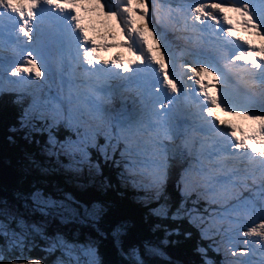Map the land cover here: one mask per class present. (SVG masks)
<instances>
[{
  "label": "rangeland",
  "instance_id": "obj_1",
  "mask_svg": "<svg viewBox=\"0 0 264 264\" xmlns=\"http://www.w3.org/2000/svg\"><path fill=\"white\" fill-rule=\"evenodd\" d=\"M11 1L20 2L23 8H28L32 4L35 5L36 8L33 11L37 13V22L41 23V21L47 19L43 10H40L46 5V0ZM62 1L64 2L65 0ZM80 1L89 8V16L86 17L87 25L89 27L103 28L106 30V34L113 38L114 43L110 45L111 49H123L128 47L129 44H134V50L139 54V61H137V64H131L126 68L121 66V71L133 70L134 66L143 68L141 73H143L144 77L136 78L140 74L139 72L133 75V78H136L133 86L139 87L143 84L144 90H148L149 87L145 86L150 82L153 95L159 96V98H153L154 96L151 95L145 104L146 106L152 105L155 112L157 109L165 112L166 109L161 107L164 100L170 98V91L173 92L172 101L180 99V90L182 88L186 89L187 93L192 94V91H189V79L196 72V67L200 62L198 58L203 57V54L206 55V53L198 54L199 52H195L193 49L188 50L190 47L186 45L185 40L181 36V32L186 28L184 25L186 22L180 16L182 14H189L190 17L194 16L192 13L196 12V3L200 0ZM255 9V17H253L254 13L243 15L245 18L251 19H248L245 24V30L247 33L250 31L253 35H256L255 32L257 27H259L260 18L264 17V5L258 2ZM0 11L3 13V8H0ZM2 13H0V16H2ZM73 13L63 10L62 15L64 19H67ZM15 16L16 14L12 15L11 19L6 18V22L11 21V23L17 24L18 21ZM194 21L195 23L197 21L199 25L202 22L198 17L191 20L193 23ZM232 25L233 23H229L224 27L230 32L229 28ZM235 25L240 27L244 23L235 22ZM39 30L44 34L33 33L30 35L14 31V29L8 32L2 31L3 35L0 36L6 41L2 43L4 49L2 48V55H0V85L7 90L21 89L23 92H29L33 98L40 93L47 98L52 92V96L49 99H34L32 107L39 114L50 116L52 119L75 120L77 124L82 126L84 137L87 144L90 145L96 144V135L101 133L106 142L109 143L106 147L100 149L101 153L106 154L109 149L114 152L119 148L120 153L126 158L125 162L135 165V167L132 166L130 168L132 172L136 171L135 176L145 177L149 171L154 170L159 174L164 172L171 163L174 144L172 138H176V131H174L175 135L171 133V136L167 137V139L158 143L154 142L155 146L151 147V142L148 138L139 136L143 135L139 129L140 121L137 119L138 116L136 115L135 118H132L134 116L131 104L133 99L126 97L128 95H126V92L121 91L120 88L110 89L107 94H104L96 84L91 89L97 91V95L102 92V96H89L87 90L81 88L78 83L74 81L66 82L67 76L65 78L58 77L60 72L58 68L59 55H66V52L69 55L72 52L71 50L69 51L70 46L68 47L61 38L56 40V44L51 42V38L54 35L58 36L62 33V26L57 21L47 20L46 23L39 25ZM138 31L144 33L149 43L155 48L156 53L169 62L171 72L162 74L163 79L153 77L151 80L150 72H148L151 69L146 67L147 65L144 62V58L147 57L146 49H144V46L140 47ZM170 31L177 33V40L181 41L183 48L186 49L184 52H177L174 46L170 47L167 45L164 34ZM260 33L264 36V33ZM257 36L261 37L259 34ZM19 38H23L24 42L22 44L18 41ZM13 44L17 46L16 49L13 48ZM143 45L146 46V43H143ZM78 46L76 49L79 50V58L82 61V65L92 69V66L95 65L96 57L90 51L91 44L79 43ZM237 46L243 48V41L240 40ZM9 48L13 49V52L9 51ZM243 50L248 49L243 48ZM225 57L229 62L230 58L235 60V62L240 60L248 61L250 58L247 52L235 53L229 55V57L225 55ZM120 58L119 54V59L115 60L113 65H120ZM203 63H206V59H203ZM212 67L214 68L212 72L216 73L218 71L216 69L217 65L215 64ZM145 77H147V82H145ZM32 78L36 79L34 85L30 82ZM215 78L220 81L219 75L216 74ZM172 81L178 85L177 88H174ZM229 89L241 99L238 100L239 97L235 98L234 96L228 98L232 110H238L235 113L239 118V121L233 120L234 122L228 130L229 133H232L234 124L245 128L244 130H246L247 134L252 133L250 131L251 127L245 123L250 118L248 117L247 119L240 116L243 109L239 106L246 107L245 110L258 111L259 113L255 112L251 117L255 120L258 119L257 125H261L264 128V109H255V107L264 108V99L259 100L256 106L252 105L249 108L250 102L244 100V96H241L242 94H236V89L233 85ZM58 98L64 101L60 102ZM119 101L122 105V112L120 115L114 116L109 110ZM50 103L57 105V108L53 110L50 107L46 108V105ZM155 112L152 117L157 122L147 126V132L150 134L157 132L159 127L158 122L160 119ZM169 114L170 112L168 113V118ZM206 115L207 117L209 116L208 113ZM112 116H114L113 119ZM88 119L89 122H87ZM167 122L169 126L173 127L172 122L169 123L168 119ZM86 128L91 129L90 133L87 132ZM124 135L126 137L122 139ZM128 142H133L132 144L134 145L128 146ZM262 145L264 144L262 143ZM126 146L128 150L125 149ZM213 154L216 153L207 154L211 158V160H208L209 164L212 165H214L213 160L216 161L215 159H217V154L215 157ZM259 154L258 152L255 155L259 156ZM147 155L149 156L148 159H146ZM77 168L78 166L71 167V170H77ZM120 168L122 169L123 167L121 166ZM122 171L124 173L128 172L124 169ZM194 175H197V172ZM209 175L216 177V180H211ZM209 175L203 166V187H205V195L209 203H213L212 194L215 193L222 197L230 196L236 203L222 214L215 213L213 221H210L212 228L215 230L213 235L212 233L209 234L207 230L205 231L210 238L216 237L218 240L216 245L224 264H264V215L262 219L257 217L261 212L264 213V170L258 171V173L250 171L236 173L232 179L229 178L230 175L228 174L220 173L219 175V173L211 172ZM189 180L194 181L192 177ZM198 181L201 182L202 177H199ZM232 185H235L236 188ZM209 188H214L215 191L211 192ZM35 198L38 204L43 205L40 208L53 204L48 200H46L48 201L46 204L41 195H37ZM260 202L262 203L261 209L258 207ZM3 208H6V206L0 204V261L5 258V252L10 251L16 252L18 255L15 260L16 264H94L96 258L91 250H94V248L79 247L71 241L62 227H54V219L50 214H46L40 219H33L24 217L14 209ZM52 209L57 212L61 211L62 220L65 219L64 217L70 216L64 215L66 209L61 208L59 205ZM218 225H221L222 228L218 227ZM246 227L248 228L247 231L244 230ZM49 231L50 233H48ZM36 251L46 252V259H51L55 251H58L59 255L53 261L39 260L33 258ZM246 260L249 261L245 262Z\"/></svg>",
  "mask_w": 264,
  "mask_h": 264
},
{
  "label": "bare ground",
  "instance_id": "obj_2",
  "mask_svg": "<svg viewBox=\"0 0 264 264\" xmlns=\"http://www.w3.org/2000/svg\"><path fill=\"white\" fill-rule=\"evenodd\" d=\"M258 2L264 4V0H200L196 3V12L192 13L194 16L190 17L189 14H182L180 16V18L186 22V24H184L186 28L181 32L184 40L190 42L191 48L195 51L199 53H208L203 55V57H199L198 60H200V62L196 67V72L192 74V83H189L191 90L193 89L196 95L198 93L202 96V92H196V89L203 86V82L210 84V79L215 76L210 70L214 62L215 64L218 63L219 66L220 63L226 65L234 85L239 90H244L245 88L253 89L252 91L250 90V92L254 97H258V100L264 99V89L259 87V83L255 85V72L247 68L245 64L246 61L240 60L239 62H235V60H231L230 58L232 61V63H230L225 57V55L229 57V55L234 54L235 50L233 48L238 44L239 40L243 38L250 39L251 42L256 45V48H260L264 51V36H257L259 32L264 33V20L260 19L258 31L255 32L256 35L251 34L249 31L245 37L228 34L226 29L222 27L229 23L243 22V27L240 26L241 32H243L248 19L251 20L250 18H245L243 15L246 13L255 14V8ZM45 3L46 5L40 10H43L47 19L39 23L37 22V13L33 11V9L36 8L35 5L32 4L28 8H23L18 1L0 0V8H3L4 11L3 13L0 11L3 16H0V35H3V32H7L11 29L30 35L33 33L44 34L39 30V25L46 23L47 20L57 21L61 24L63 30L58 36L54 35L51 38V42L56 44V40L61 38L68 47L70 46L69 51H72L69 55H67L68 52H66V55H59L58 68L60 72L58 73V77L65 78L67 76L66 82L74 81L78 83L81 88L87 90L89 96H102V92L107 94V92L113 88H120L121 91L126 92V95H128L126 97H131L133 99V103H131L133 106H131L132 112L134 116H138L137 119L140 121L139 129L143 136H139L147 137L151 142V147L155 146L154 142L158 143L166 139L163 133H168L166 116L168 112L174 110L176 118L180 119L183 127L181 142L183 143L184 151L191 149L192 145H194L196 149L202 150L204 156L212 151L217 154L216 161L213 160L214 165L209 164L207 159L203 160V164H205L207 170L228 174L230 175V179H232L236 173L245 171L254 173L264 170V145H262V143L264 144V128L261 127V125H257L258 119L255 120L251 117L256 111L251 109L245 110L246 107H244L243 113L240 116L247 119L248 117L250 118L246 120L245 123L251 127L250 131L252 133H245L241 138L231 134L227 136L226 128L231 126L232 120L224 121L223 118H219L218 120L225 126L220 129H217L213 124L207 123L206 119L210 117V114L214 116L213 111L205 110V107L202 106L201 99L197 98V100L195 96H189V93H185V89L183 88L180 90V94H182L181 99H184L183 103L174 108L176 102L172 101L173 92L170 91V98L165 99L161 107L166 109V111L162 112L160 109H157V112H155L152 105H145L148 99H150V96L153 95L151 83L148 82L145 86L149 87L148 90H144L143 84L139 87H135L133 86L134 81L127 82V80H129V74L133 70L121 71V66L126 68L131 64H137V61H139V54L134 50V44H129L128 47L123 49H111L110 45L114 43L113 38L110 37L109 34H106L107 32L105 29L89 27L87 25L86 17L89 16V8L88 6H84L80 0H65L64 2L62 0H46ZM63 10L74 13L71 17L64 19L62 15ZM15 14L18 21L17 24L6 22V18H12V15ZM195 17H198L202 21L200 25L197 24V21L196 23L195 21L194 23L191 22ZM138 35L140 36V47L144 46V49H146L147 57L144 58V62L147 65L146 67L151 69L150 73H152L154 77L162 79V74L171 72L169 62L156 53L155 48L149 43L144 33L138 31ZM226 37L231 38V41H226ZM4 41L6 40L0 36V55H2L4 49L2 45ZM18 41L21 44L24 42L23 38H19ZM79 43L85 45L91 44L90 51L96 57L95 65L92 66V69L82 65V61L79 58V50L76 49L79 47ZM143 43H146V46L143 45ZM16 47L17 46L13 44V48L16 49ZM10 50L13 52V49L9 48V51ZM243 53H246V51ZM119 54L121 57L120 65L115 66L113 62L119 59ZM203 59H206V63H203ZM261 59L264 63V56H262ZM156 65H158V67H156ZM254 68L264 70L260 63H255ZM136 69H140L138 71L142 70L141 68ZM35 80L34 78L30 79L32 85L35 84ZM260 81V84H264L263 78ZM145 82H147V77H145ZM171 83L174 88H177L178 85H176V83L173 81ZM94 84L101 88L102 92L99 91L101 92L100 95H97V91L91 89L94 87ZM222 84L223 82H218L217 86ZM224 84L226 85L225 82ZM208 86L209 85L205 87ZM249 89H247V91H249ZM175 92L174 89V93ZM216 93L218 96H230L229 93L227 94V92L220 87H216ZM104 94L103 96L106 97ZM153 96V98H159L158 95L154 94ZM40 98L43 99L41 93ZM191 98L196 99V101L190 100ZM245 100L253 102L250 96H246ZM248 107L250 108L251 106ZM154 112L158 114L159 118L163 121V126L162 129L160 127L157 132L150 134L147 132V126L157 122L152 117ZM206 113L209 114L208 117ZM234 118L233 120L239 121L237 116H234ZM241 140H244V146H239V144H237ZM253 149H255V151H253L254 153L259 151L263 156L258 158L255 157L252 153ZM216 154H213V156L215 157ZM126 173L127 174L122 173L125 179L129 177L128 172ZM147 183H149L150 188H152V182L147 181ZM232 186L236 188L235 185Z\"/></svg>",
  "mask_w": 264,
  "mask_h": 264
},
{
  "label": "trees",
  "instance_id": "obj_3",
  "mask_svg": "<svg viewBox=\"0 0 264 264\" xmlns=\"http://www.w3.org/2000/svg\"><path fill=\"white\" fill-rule=\"evenodd\" d=\"M30 101V96L0 91V156L25 176L21 192L14 194L21 209L37 208L55 215L53 205H59L66 209L64 215L75 217L70 233L81 228L79 224L103 229L104 234L100 229L98 234L105 237L109 254L98 247L101 264H138L133 244L139 240L146 243L143 249L136 248L147 264H183L184 260L187 264H207V260L217 259L210 252L209 242L202 238V230L183 216L191 210L201 219L206 217L207 211L198 206L199 199H182L172 185L153 202L135 203L139 193L132 180L125 179L121 168L108 158L105 160L99 148H88L86 164L80 162L76 171L71 170L84 158L78 130L65 121L50 124L35 117L29 111ZM38 193L53 203L51 208H40L43 205L35 201ZM81 232L98 237L94 232ZM46 254L36 251L33 258L53 261L59 252L55 251L51 259H46ZM16 257V252L6 251L0 264H16Z\"/></svg>",
  "mask_w": 264,
  "mask_h": 264
},
{
  "label": "water",
  "instance_id": "obj_4",
  "mask_svg": "<svg viewBox=\"0 0 264 264\" xmlns=\"http://www.w3.org/2000/svg\"><path fill=\"white\" fill-rule=\"evenodd\" d=\"M21 179L22 176L19 173L18 169L15 168L13 165L9 164L4 158L0 157V204H4L6 206V208L9 209H14L17 213L22 214L24 217L26 218H33V219H40L42 218V214L40 212H38L36 209L31 208V207H24V208H20L16 203V201L14 200V194L16 192H21ZM18 206V207H17ZM3 208V209H6ZM2 209V210H3ZM71 224H75L74 222H68V221H54V227L57 228H61L66 232L68 238L73 241L76 244H82L84 248H94L91 249L92 252L94 253V256L96 259H98L97 255L99 253V246L101 247V251L104 254H109V249H107L108 246H106L107 242L104 241L105 237L101 236L100 234H98V228H93L92 226H89L87 224H79L78 226H80L81 228H79L78 230H73L70 233V227ZM81 229H83V231H87V232H94L98 234L97 236H94L89 233L87 236L86 234L81 232ZM100 229V228H99ZM89 230V231H88ZM100 232L104 234V230L100 229ZM73 234V235H71ZM74 236L75 237H70ZM81 235H84L86 237H81ZM84 238V239H83ZM98 238L100 239V241L98 240ZM109 239L111 240V238L109 237ZM121 241V240H120ZM100 255V253H99ZM139 264H147V261H141L138 262Z\"/></svg>",
  "mask_w": 264,
  "mask_h": 264
},
{
  "label": "snow or ice",
  "instance_id": "obj_5",
  "mask_svg": "<svg viewBox=\"0 0 264 264\" xmlns=\"http://www.w3.org/2000/svg\"><path fill=\"white\" fill-rule=\"evenodd\" d=\"M35 195H42V194H39V193H38V194H35Z\"/></svg>",
  "mask_w": 264,
  "mask_h": 264
}]
</instances>
